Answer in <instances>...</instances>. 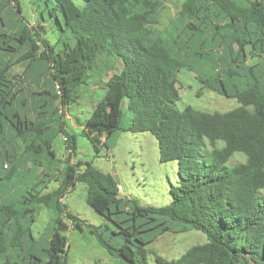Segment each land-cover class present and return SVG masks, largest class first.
Returning a JSON list of instances; mask_svg holds the SVG:
<instances>
[{"label": "trees", "instance_id": "obj_1", "mask_svg": "<svg viewBox=\"0 0 264 264\" xmlns=\"http://www.w3.org/2000/svg\"><path fill=\"white\" fill-rule=\"evenodd\" d=\"M166 1L33 0L34 25L19 0H0V139L7 132L24 142L20 155L9 156L13 161L0 149V264H69L63 216L117 264H264V0H184L160 31L152 26ZM105 59L119 65L115 79L82 133L107 154L116 132L153 134L159 161L177 163L178 184L170 186L165 205H141L121 194L110 173L70 160L76 136L62 109ZM182 68L202 88L239 105L213 112L176 108L175 73ZM58 134L69 150L66 160L53 150ZM234 153L244 161L229 164ZM24 158L38 166L44 160L41 176L27 185L25 176L18 178L17 161ZM78 182L107 222L87 223L65 209L61 199ZM12 186L18 191L11 193ZM36 205L52 213L45 238L32 232ZM177 229L200 231L206 241L176 259L148 248Z\"/></svg>", "mask_w": 264, "mask_h": 264}, {"label": "rangeland", "instance_id": "obj_2", "mask_svg": "<svg viewBox=\"0 0 264 264\" xmlns=\"http://www.w3.org/2000/svg\"><path fill=\"white\" fill-rule=\"evenodd\" d=\"M183 1L167 0L159 14L158 23L152 27L160 31L168 27ZM19 2L26 19L34 25L37 24L33 0H19ZM74 2L83 5L84 0H74ZM11 3L13 5V1ZM43 35L46 36L44 33ZM54 37V30L49 28L48 38L53 41ZM209 62L212 65L215 63ZM97 66H99L98 72L89 74L86 82L80 88V94L78 96L73 94L68 107L62 109V117L67 130L76 136L77 148L70 160L72 162L80 161L82 165L91 162L100 170L110 173L119 184H122L121 194L133 197L141 205L162 206L169 203L171 201L170 186L178 184L179 180L177 163L174 160L164 163L159 161L157 140L153 134L150 132H116L110 139V150L107 154L105 147L97 150L87 136L82 133V123L89 116L96 102L105 95L106 86L114 81L119 65H112L105 59L98 60ZM204 67L207 66L203 65ZM198 69L200 68L198 67ZM21 70L20 66H16L13 72L20 74ZM105 70L107 73L99 78L102 73L106 72ZM175 75L178 79L177 86L180 94V99L175 106L180 110L190 105L195 109L207 112L226 111L239 105L235 98H228L216 91L202 88V82L191 70L182 68ZM126 123L127 119L123 118L122 124ZM4 135L0 139V149L5 153L4 158L8 160L12 159L9 158L11 155H20L24 148L23 140L11 136L7 132H4ZM52 144L56 157L66 160L69 150L66 148L62 134H58ZM244 159L245 157L241 153H234L229 164L242 162ZM8 163L11 165L12 162L8 161ZM17 163L18 178L21 179L22 175L25 176L24 184L26 185L33 182L37 175L41 176L45 170L43 169L44 160H41L40 166L32 164L26 158L20 159ZM60 167L61 165L56 168ZM20 184L22 183L17 182L16 186ZM24 184L21 187H24ZM53 185H55L54 182L49 186ZM16 186H12L11 193L18 191ZM85 196L86 185L78 182L64 194L61 201L67 211L87 223L107 222L86 202ZM2 200L0 198V201ZM35 208L32 232L36 237L45 238L50 229L52 213L43 205H36ZM62 221L67 225L63 234L66 236V257L69 264H117V260L98 243L93 235L74 228L71 220L66 216L62 217ZM205 241L206 237L200 231L177 229L162 234L150 243L148 248L166 259H176L193 244Z\"/></svg>", "mask_w": 264, "mask_h": 264}, {"label": "built area", "instance_id": "obj_3", "mask_svg": "<svg viewBox=\"0 0 264 264\" xmlns=\"http://www.w3.org/2000/svg\"><path fill=\"white\" fill-rule=\"evenodd\" d=\"M5 167H6V164H5ZM117 187L119 188V190L123 189L122 184H118Z\"/></svg>", "mask_w": 264, "mask_h": 264}, {"label": "crops", "instance_id": "obj_4", "mask_svg": "<svg viewBox=\"0 0 264 264\" xmlns=\"http://www.w3.org/2000/svg\"><path fill=\"white\" fill-rule=\"evenodd\" d=\"M44 33V32H43ZM45 34V33H44ZM43 71H44V69H43ZM42 73H44L45 74V72H42ZM43 76H45V75H43Z\"/></svg>", "mask_w": 264, "mask_h": 264}]
</instances>
